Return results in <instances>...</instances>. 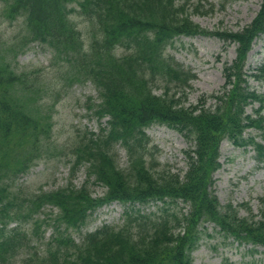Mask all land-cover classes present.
I'll return each mask as SVG.
<instances>
[{"label": "trees", "instance_id": "trees-1", "mask_svg": "<svg viewBox=\"0 0 264 264\" xmlns=\"http://www.w3.org/2000/svg\"><path fill=\"white\" fill-rule=\"evenodd\" d=\"M0 1L5 19L23 22L19 44L6 45L0 38V264H14L16 255L30 247L21 226L33 221L46 205L57 210L47 224L56 235L42 253L29 252L27 264H192L202 222L212 223L237 243L264 248V217H240L238 208L221 206L211 191L213 173L221 167L223 140L237 147L251 146L257 162L264 161V92L251 90L247 80H264V68L260 75L244 72L254 38L264 34V0L252 21L235 32L201 28L189 13L191 0ZM192 6L199 15L215 9L208 0H195ZM73 12L92 26L87 38L71 20ZM196 35L236 44L235 58L222 68L224 84L208 97L214 100L208 108L201 103L184 106L196 76L165 54L174 37ZM33 42L49 51L51 64L60 66V78L67 86L93 85L97 101L89 99L87 109L97 122L105 121L98 133L86 132L73 145L72 173L85 168L80 187L69 184L18 201L9 197L8 187L47 151L52 139V115L43 102L46 92L38 96L37 75L18 72L10 59ZM116 48L124 53L116 55ZM254 103L258 107L246 113ZM154 123L175 129L193 143L184 152L183 174L147 164L142 152L147 144L145 129ZM247 129L256 130L257 136L244 137ZM117 146L125 151L126 168L118 166ZM98 184L105 193L93 197L89 187ZM166 200L172 205L181 201L187 212L155 219L139 210L129 214L128 206L166 204ZM110 202L128 204L121 227L103 226L86 233L79 243L63 234L85 225L95 209ZM12 222L16 227L8 229ZM131 222L136 223V231ZM41 224L44 221L33 222L32 234L38 235Z\"/></svg>", "mask_w": 264, "mask_h": 264}, {"label": "rangeland", "instance_id": "rangeland-1", "mask_svg": "<svg viewBox=\"0 0 264 264\" xmlns=\"http://www.w3.org/2000/svg\"><path fill=\"white\" fill-rule=\"evenodd\" d=\"M193 2L194 0L190 3L189 13L192 20L201 28L237 31L253 19L261 0H209L217 5L214 13L209 15L193 13ZM220 3L224 4L223 9H219ZM1 10L2 2L0 1V38L9 45L16 44L19 40L17 37L23 29L22 20H6L2 17ZM71 19L81 31L82 36L88 37L89 32H92L89 21L77 12L71 14ZM235 48V44L224 43L216 37L208 36H181L167 46L165 51L167 56H172L184 68L191 69L196 74L192 88L188 90L186 105L196 104L201 98L220 90L223 84L222 67L234 59ZM116 52L123 51L118 49ZM10 59L18 72H34L37 75L35 85L39 90L38 96L46 92L43 102L52 115L53 127L52 139L48 143L49 148L26 174L19 176L11 183L8 187L9 197L16 196V199L21 201L33 194L55 191L68 184L81 186L85 180V168H80L71 176L69 159H72L74 143L79 141L84 133L98 132V123L87 111L88 99L96 97L93 85L88 82L67 86L60 78L59 67L51 65L48 50L38 43L29 44L23 53L14 58L10 56ZM261 67H264V35L253 41L244 70L248 74L259 73ZM249 85L258 92H264V80L259 82L249 79ZM160 92L161 90L156 88V93ZM213 103L212 99H208L205 107ZM246 111L251 113L252 110L247 108ZM255 135L256 132L253 130L245 132L246 137ZM146 136L147 144L142 152L149 166L153 164L155 170L170 169L181 173L186 170L184 152L192 144L182 135L166 126L154 124L146 130ZM116 153L119 167L126 168L127 159L124 149L117 148ZM219 161L221 168L213 174L212 187L219 204L223 206L230 203L234 207H239L241 217H250V215L255 219L263 217L264 163L257 164L251 147L238 148L227 140L221 143ZM90 191L94 197H99L103 195L105 189L102 186L93 185L90 186ZM241 204L246 206L240 207ZM124 209L125 207L117 202L104 205L93 212L87 224L81 229H69L64 234H70L76 242H79L85 233L104 225L119 227L124 222ZM136 209H139L137 205L130 210V213H134ZM162 209L167 211L161 212ZM178 209L186 211L185 205L181 203H178L176 208L163 207L160 203L140 207L144 214H155L153 219L170 218V215ZM49 210L51 209L46 208L44 212L47 213ZM51 212L55 214L56 210L52 209ZM37 218L40 225L44 214ZM45 226L42 227V243H46L56 233L53 226ZM21 227L32 234L31 221L24 223ZM131 228L136 231V223H131ZM199 229L202 231V237L198 248L193 252L192 264H264L262 247L251 250L249 245L237 244L231 238L224 237L217 229H213L209 223H204ZM31 237L32 244L37 247L32 249L30 245L29 248H26L28 246L23 248L21 254L16 257L15 264H27L25 259L29 252H43L44 245H38L37 236L31 235Z\"/></svg>", "mask_w": 264, "mask_h": 264}]
</instances>
